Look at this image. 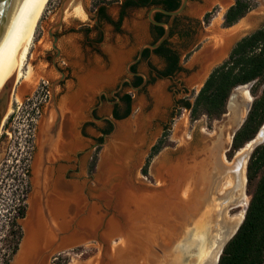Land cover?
I'll list each match as a JSON object with an SVG mask.
<instances>
[{
    "label": "rangeland",
    "instance_id": "374dc122",
    "mask_svg": "<svg viewBox=\"0 0 264 264\" xmlns=\"http://www.w3.org/2000/svg\"><path fill=\"white\" fill-rule=\"evenodd\" d=\"M60 1L61 0H47L40 13L33 30L29 54L21 68V71L24 72L26 68L29 67L34 74L32 73L31 80L27 81L21 79L18 83L14 84L13 89L11 88L12 91L9 94V102L7 104L5 117L3 118L2 125L0 127V134L3 132L6 133L3 142H7L6 153H4V156L0 159V264H8L11 261L13 256L11 255V250L13 246L16 244L17 250L18 245L24 237L21 220L26 218L28 210L27 200L29 194L32 192V166L38 152V125L45 116L46 109H49L50 107V91L46 86L49 78L47 77L46 71L49 67L46 64L45 58L51 55L52 50L50 48V41L47 39L45 32L54 14L56 13ZM93 1L95 0H84L85 9L88 12L94 8ZM112 1L113 2H111V4L106 5V14L116 15L117 8L114 4L116 0ZM191 3L192 2H190V4H188L184 9V15L190 19L192 23L189 24L195 30V33H192L191 42L180 41L176 38V35H173L168 39L170 47L177 51L180 59L179 62L182 67V71L174 76V82L177 80L185 86L187 93L184 95V99H188L189 101L192 100V97L200 87V84L203 82L208 72L212 70L215 65L226 59L228 51L230 50L229 46H232L234 42L239 40L241 37L259 28L264 22V0H255L254 8L235 25L226 29L221 27L222 13L220 12V9L219 11L217 8L210 10L212 12V17L208 26H204L203 23H200L203 11H200V7L193 8ZM146 12L147 9L144 8L126 10L122 17L123 21L121 20L119 24V29L120 32H122L123 37L115 38L114 35L111 37V40H109L110 35L105 32V35L103 34L104 40L102 39V45H95L99 51V55L97 56H93L92 53L88 54L87 48L81 54L79 49V44L84 37H88L89 40L94 37L95 33L91 18L86 16L79 17L73 14H68L64 17L61 22V27L56 33H58L59 39L58 47L62 53L59 61V67L63 69L66 68L65 73L67 75V79L63 83L62 87L55 91V95H57L55 103L56 107L59 108V104L63 97L68 94V90L69 94L72 92L75 93L79 90L80 78L82 76L86 78L88 75L95 77L96 75H101L103 77L106 76L111 78L114 75L112 78L117 80L118 76L122 75L124 63L132 55V52L131 54L128 52L130 55L128 54L123 57L118 54L113 56L111 59L112 51L114 49L120 50V48H118V44L121 43L123 46L125 36H127L128 41L131 42L130 44L135 47L133 43L135 41L134 36L138 34L140 37L142 35L141 29L143 28L145 29L143 40H145L144 42L148 40V35H146L148 24L145 18ZM217 17L219 18L218 22H216ZM135 22H139L141 29H134ZM214 23H218L215 28L213 26ZM102 28L105 31L106 28H104V24H102ZM86 30L89 32L87 33ZM207 30L210 31L212 36L205 39L204 32ZM233 30L234 32L236 30L237 36L232 39V42L228 46L223 57H221L219 61L213 63V65L209 67L208 72L206 71V74L202 77V79L198 80L201 72V64H199V66L191 64L192 57L197 51L194 46L204 45L206 41H212L215 43V41L218 40L219 43L220 38H218V35L216 34V36L215 33L227 34L232 33ZM110 42H113V45H110ZM199 42H202V44H199ZM187 53H189V57L184 60V55ZM117 59L120 63L119 66L115 68ZM150 61L156 68L160 67L159 61L154 57H151ZM142 67V64L138 66L139 69H142ZM113 69H115L118 73L117 75H115L116 72H113ZM39 71H41V74H39ZM50 72L51 76L54 77L56 75L52 70ZM105 80L108 81L109 79L105 78ZM114 80L112 85L116 83ZM72 82L74 83L73 89L71 88L73 85ZM104 83H106V81L99 83L93 92L87 93V96L81 97L85 103V107L83 108L84 111L82 110L83 118L81 120V122L84 121V124L82 126L81 134H79V125L81 122L77 125L76 131L82 145L62 156L52 159L51 161L53 164L47 165L51 172V182H55V186H58L59 190L63 193H67V195H78L81 194V191H83L92 197L98 195L102 191L107 192L102 188L99 189L98 186L96 187L93 180H89L88 175H95L97 170L99 171L100 163L102 162V154L111 138L107 140L108 142L105 146L102 145L93 147V145L97 143L96 139L100 137L98 129L102 128L103 124L93 123L86 116V105L88 101H93L94 92H96L97 88ZM251 85L252 83H250L247 88H240L237 90L238 94L236 96V104H241L242 99L245 101L242 105H239L237 111L242 110L244 112L245 104L250 103V99H253V97L249 94V88ZM176 87L177 86L170 81L156 80L153 85L147 87V92L149 94L147 96V101L143 100L144 97L142 93L134 94V91L128 90V93L132 98L129 114L125 118L117 120L116 124L133 121L135 122V126L132 128V132L142 137V143L137 145L139 160L136 161L130 172L132 178L136 181H142L148 185H156L157 180L155 181L156 177L152 172V166L159 157L162 159L165 156L163 160H165L166 164L169 166L172 162V164H174L177 159H181L182 157L183 159L185 158L190 160L192 157L202 154L203 151L200 152V149L204 146H209V143L206 141L215 135V127L224 122V120L226 121V119L227 121L224 122L221 140L214 146L216 147L221 145V141L227 138V133L229 135L231 126L228 120L232 117L233 113H229L227 118L225 116L227 110L220 119L208 122L206 118L202 116L195 121H190L188 111L179 108L172 121L163 132H161L160 127L151 125L152 118L161 119L163 112L169 105L171 94L170 90H173ZM262 87H264V84L259 88L257 95ZM126 90L127 89H125V91ZM153 90L155 92H153ZM245 93H247L248 96ZM243 94H245V96ZM181 97V95L174 96L175 99H179ZM49 110L53 109L50 107ZM109 110L110 108L105 106L96 112V116L98 117L102 114L109 115ZM60 112L62 115L63 112ZM181 121L183 122V125L180 127V130H178L179 132H176V127L179 123H181ZM164 134L166 135L167 145L162 147L158 153L148 161L147 175H141L140 169L148 159L150 148L157 140L162 139ZM225 145L227 144H224V146ZM81 146L82 148H88V151L83 154V156H80L81 163L78 171L76 173H67V168H71L72 170L75 169L76 159L74 158V153ZM226 147H224V149ZM197 151L199 152L196 153L197 155L195 156L194 152ZM201 157L202 156L198 158V161L201 160ZM231 159L226 160L228 162H232ZM92 160H94V166L92 170H89V165ZM51 161H49V163ZM157 164L155 166H157ZM207 167H209V165ZM65 174L70 177H78V179L65 180L63 179ZM227 176L228 175L223 177L219 184H221ZM87 179L89 181H87ZM199 190L200 193L203 191V185L199 187ZM244 195L246 196L247 202L248 196L245 191ZM21 205L23 207V211L22 217L19 218L16 216V213L17 207ZM237 210L239 209L232 208L229 212L234 213ZM98 255L99 250L97 249L96 243L88 241L70 249H65L64 251L53 254V256L49 259L48 264H92L91 262Z\"/></svg>",
    "mask_w": 264,
    "mask_h": 264
},
{
    "label": "bare ground",
    "instance_id": "6f19581e",
    "mask_svg": "<svg viewBox=\"0 0 264 264\" xmlns=\"http://www.w3.org/2000/svg\"><path fill=\"white\" fill-rule=\"evenodd\" d=\"M46 2L47 0H43L19 50L14 72L15 84L21 79L28 81L32 78L33 72L29 67L24 72L21 71V68L29 54L33 30ZM83 4L84 0H77L71 9H68L71 6V2H69L67 8H65L62 20L68 14L79 17L85 16L81 9ZM218 21L219 18L217 17L216 22ZM217 25L218 23H214V28ZM230 34L232 37H230ZM235 36L236 30L235 32L233 30L232 33L218 35L220 42L218 43L217 40L218 47H216L215 51L196 61V65L199 66L201 64V72L198 80L202 79L213 63L223 57ZM119 63L120 61L117 59L115 68L119 66ZM113 72H116L115 69H113ZM39 74H41V71H39ZM105 78L110 79V77H103L101 75H96V77L88 75L86 78L82 76L80 78L79 90L75 93L67 94L61 100L59 108L56 107L59 113V119L55 128L52 129L55 113L53 110H49L50 107L38 125V152L32 166V192L29 194L27 200L28 210L26 218L21 220L24 237L19 244L17 255L11 264H43V249H48L52 245V240L56 235L54 232L69 229L71 221L77 217V209L80 206L81 197L76 194L67 195V193L59 190L58 186H55V182H51L50 168L44 165V162L62 156L81 145V140L76 131L77 125L82 120V110L85 107L81 97L87 96L88 92H93L99 83L107 81ZM240 88L246 87H236L234 89L236 96L238 94L237 90ZM245 94L247 95V93ZM245 94L243 95L245 96ZM244 102V99H242V103L239 105H242ZM239 105L236 104L235 100L234 107L230 112L233 115L228 121L232 131L229 130V135L227 133V138L224 139L227 145L230 143L231 134L244 117L242 110L237 111ZM60 111L63 112L62 115ZM182 125L183 122L181 121L176 127V132H179L178 130H180ZM134 126L135 122L133 121L116 124V133L113 134L114 136L112 135L113 138L112 136L110 137L111 140L109 142L107 141L108 144L106 142L107 146L102 154V162L100 163L98 174L95 175L94 180L99 189L102 188L107 192L102 191L98 195L108 204L109 196H112L116 206H119V203H121L119 209L116 210L120 214L121 212H126L123 209L124 207L129 211H132V207H134L132 217H130L131 215L129 217L127 216L132 226L136 224L135 222L138 218H146L147 221H154V217L163 218V216L165 217L166 215L168 217L171 214H175V219H183L185 215L198 218L203 216L206 208H213L214 210L210 216L211 222L209 224L208 242L203 253L205 258L202 264H214L220 249L219 242L221 237L224 234H232L243 218V211L247 204L246 196L244 195V164L247 155L257 144V139L254 138L248 142L235 153L232 162H228L223 156L224 142L217 147L214 146L215 144L213 147H210L211 142L221 139L224 128L223 124L219 138L215 141L212 139H209V142L206 141L209 143V146H204L207 148H201L200 152H203L199 156H196V153L199 152L197 151L194 152L196 157H192L190 160L183 159L182 157L181 159H177L174 164L172 162V165L170 164L169 166L163 160L165 156L162 159L160 158L157 166H154L152 171L158 184H161L162 187L156 199L155 195L130 187V172L136 161L139 160L137 145L142 143V137L132 132ZM200 156H202L201 160L198 161ZM215 159L217 166L214 162ZM208 165L209 167H207ZM234 170H239L238 176L233 174ZM212 174L213 179L210 182L212 186L209 185L210 197L206 200L202 197V192L200 193L199 187L204 185L207 179L209 180L211 178ZM226 175L228 176L220 185L217 195L216 189ZM215 177H219V179L215 180ZM142 197L148 199L147 203L138 202V205H131V200L134 198L137 200ZM174 201H180L178 204L179 208L175 206ZM232 208L239 210L234 213L229 212ZM135 210L139 211V214ZM86 213V216L76 220L75 227L71 230L73 236L77 234L76 228L83 227L82 225H84L93 229L99 223L100 216L97 214L96 208L90 207ZM141 221L142 219L138 220L139 227L143 226V223H140ZM197 221L199 222V219ZM119 226L117 219L110 218L104 231L107 233V237L114 234L117 231L116 228ZM146 227L147 229H151L150 224H147ZM66 239L68 237L62 240V244L66 242ZM127 242L126 244H132L130 245V249H127L126 244L122 241L119 242L120 248L116 250L114 245L117 243L111 244L110 253H105L104 251L105 261H101L100 264H136L144 256L145 258L147 257L146 255H142L147 250L144 249V246L140 245L141 242L133 237H128ZM98 258L97 256L91 263L98 264L96 262Z\"/></svg>",
    "mask_w": 264,
    "mask_h": 264
},
{
    "label": "water",
    "instance_id": "95a60500",
    "mask_svg": "<svg viewBox=\"0 0 264 264\" xmlns=\"http://www.w3.org/2000/svg\"><path fill=\"white\" fill-rule=\"evenodd\" d=\"M75 1L77 0H72V1L71 0H61L60 1L58 8L56 10V13L54 14L45 32L47 39L50 41V48L55 53L54 56H52L51 58L50 66L53 69V71H55V73L59 76L57 79L50 82L49 106L53 109L55 113V119L52 124V129L55 128V126L57 125L58 119H59V113H58V110L55 104V93H54L55 85L59 81L63 80L64 78V74L55 65V62L57 58L59 57V50L56 46L57 38L55 36V33L61 26L63 14L65 12V8H67V4L71 2V6L68 7V9L69 8L71 9V7L75 4ZM178 1H179V4L177 8L172 11H167L160 7H151L147 10L146 12L147 22L154 26L161 27L163 32L160 35V37L157 38L153 43H144L138 47L136 59L128 61L124 65V71L126 74L132 75V73L128 70V67L129 65L137 61L143 49H148L151 52L152 50L156 49L164 40H166L169 35L168 24L153 20L152 18L153 13L158 12L165 16L176 17L183 11L187 3V0H178ZM42 2L43 0H0V127L2 125L3 118L5 117L7 104L9 102V94L11 93L13 86L15 84L14 72H15V65H16V60H17L19 50L26 38V35L33 23V20ZM81 9L86 17L95 18L94 13L88 12L85 9L84 4L81 7ZM93 23L95 24V20H93ZM216 34L223 35L226 33H220V34L216 33ZM211 36L212 34H210V31L207 30L204 32L205 39H208ZM216 47H217V41H215V43L212 41H206L205 44L202 45L193 55L191 64L196 65V61L199 58L205 57L206 55L211 54L212 52L215 51ZM217 65H215L214 67H216ZM210 71L208 72V74L210 73ZM123 80L128 81L126 78H124ZM249 84H245L241 86H245L247 88ZM237 87H240V86H237ZM235 88H233V90L229 94L227 102H226V110H227V113L225 114L226 117L232 111L234 107V102L236 100V93L234 90ZM130 90L136 91L137 88L130 87ZM251 100L252 99H250V103H251ZM250 103L247 107L245 116L243 117L241 123L237 126V128L231 134V139L234 133L239 129V127L243 123L246 117V114L249 110ZM47 110L48 108L46 109V111ZM103 118L110 122L112 128L110 132L103 134L101 138V142L95 143L93 147L105 145L107 140L110 139V137L115 133L117 120H112L111 118L107 116ZM224 122H222L221 124L215 127V130H214L215 135L213 137H210L213 141L219 138L220 130ZM254 138L257 139V144L251 149V151L246 157V161L244 164V178H245L246 163L248 161V158L252 150L256 146L264 142V121L262 122L257 133L252 139ZM231 139H230V143L227 145V147L223 151V156H224V153L228 151L230 148ZM6 145H7V142L2 141L0 143V159L4 156ZM233 157L234 155L232 156V158ZM159 158L156 160V162L153 164L152 167H154L158 163ZM49 164H53L52 161L50 163L49 161L44 162V165L46 166ZM95 175H88L89 180L92 179L94 183H95V180H94ZM130 177H131L130 187L137 188L144 192H148L152 195H155L156 199L158 198V194L162 187H161V184H158V181H156V179H155L156 185H148V184L143 183L142 181L134 180L131 175ZM89 180L87 179V181ZM245 181L246 180L244 179V191H245ZM78 195L81 197V202H80L79 208L77 209L78 210L77 215H76L77 217L71 221L69 225V229L67 228V229H64L63 231L59 230L58 232H54L56 235H55V238L52 240V245L48 249H43V255H44L43 264H48V261L53 256V254L64 251L65 249H70L72 247H75L77 245L83 244L88 241H93L96 243L97 249L99 250V255H98L99 258L97 259L96 262L100 264L101 261L103 260L105 261L104 251L105 253L106 252L110 253L111 244L113 245V243H117L116 245H114L115 250H116L120 248V245H119L120 241H122L124 244L128 243L127 242L128 237H133L134 239H137L139 242H141L140 245L144 246V249L147 250L144 254H142V255H146L147 257L145 258L144 256L139 262H136V264H202L205 258L203 256V253L206 249V244L208 242L209 224L211 222L210 216L214 210L213 208H210V207L206 208L203 212V216L198 217V218L197 217L192 218L190 216L185 215L183 219H179V218L175 219L174 218L175 214L173 215L171 214L168 217H166L165 215V217L163 216V218L154 217V221H151V220L147 221L146 218H138V220L142 219L140 223H143V226L139 227L138 226L139 223L137 220L135 222L136 224L133 225L134 226L133 227L132 225H130L131 223H129L130 220L127 219V216L129 217L131 215L130 217H132V213L134 212V207H132V211L131 210L129 211L127 210L126 207H124L123 209L126 212H121L120 214L118 213V211L116 212V210L119 209V206L121 203H119V206H116L112 196H109L110 198H109V201H108L109 204H108L107 202L103 201L102 198H100L101 196L99 195L90 197L89 194H86L83 191H81V194H78ZM131 201H132L131 205L134 206V204L138 205L139 204L138 202L147 203L148 199L146 197L145 198L142 197L137 200H135L134 198ZM174 203H175V206L178 207V204L180 203V201L179 202L174 201ZM90 207L96 208L97 214L100 216L99 223L93 229L89 228L88 226L82 225L83 227L76 228L77 234L76 236H73L71 234V230L74 229L76 220H79L80 217H84ZM135 212H138L139 214V211L135 210ZM244 212H245V209L243 211V215H244ZM110 218L117 219L118 226L119 225L120 226L116 228L117 231L114 234H112L110 237H107V233L104 231L106 229V224L110 220ZM198 219H199V222L197 221ZM179 221H182V222H179ZM147 224H150L151 229H147L146 227ZM237 228L232 234L230 233L224 234L223 237H221L220 242H219L220 249L216 256V260L214 264H217L223 247L231 239V237L235 234ZM66 237H68L69 240L66 239V242L62 244L63 242L62 240ZM130 245L132 244H126L125 246L127 249H130ZM18 249H19V245H18L17 250L12 256L11 261L8 264H11V262L14 260V257L17 255Z\"/></svg>",
    "mask_w": 264,
    "mask_h": 264
},
{
    "label": "trees",
    "instance_id": "16d2710c",
    "mask_svg": "<svg viewBox=\"0 0 264 264\" xmlns=\"http://www.w3.org/2000/svg\"><path fill=\"white\" fill-rule=\"evenodd\" d=\"M112 0H95L97 3L111 4ZM139 6H161L164 10L172 11L177 8V0H127L122 7ZM255 6V0H233L222 15L221 27L226 29L235 25ZM123 11L119 12L117 21L114 23L116 30L122 20ZM161 14L153 16V20L159 21ZM212 17V12L203 15L204 26H208ZM156 29L157 35L150 42L153 43L160 37L162 28ZM87 32V30H86ZM169 35L156 49L151 52L164 56L169 64L170 70L175 68L177 62V51L168 44ZM144 55L149 50L144 49ZM179 56V55H178ZM189 57V53L184 55V60ZM169 73V70H168ZM252 83L249 94L253 97L246 117L234 133L229 150L225 153L227 160L232 155L243 148L257 133L264 121V87L257 92L264 84V22L251 33L241 37L231 47L227 57L219 65L214 67L204 79L201 87L189 101L185 99L181 102L180 109L188 111L190 121L205 117L208 122L218 120L226 111V102L233 88ZM193 94V93H192ZM126 103H129V95H126ZM129 109L121 115L113 114L114 120H121L128 116ZM111 125L103 132H110ZM101 142V137L96 139ZM166 135L150 148L148 159L140 169L143 176L147 175L148 161L154 157L158 151L166 146ZM232 160V159H231ZM94 160L89 165L92 170ZM245 193L248 196L247 205L243 219L235 234L225 244L219 256L217 264H263L264 262V142L256 146L246 163L245 167ZM23 207H17V217H22ZM16 251V244L11 250V255Z\"/></svg>",
    "mask_w": 264,
    "mask_h": 264
},
{
    "label": "flooded vegetation",
    "instance_id": "af4514ba",
    "mask_svg": "<svg viewBox=\"0 0 264 264\" xmlns=\"http://www.w3.org/2000/svg\"><path fill=\"white\" fill-rule=\"evenodd\" d=\"M126 1L127 0H116L114 2L118 5V13H117V17H116L115 21L112 20L106 14L104 3H97L94 6V8L90 12L94 13V15H95V18H91L92 22H93V20H95V24L93 23V30H94L95 34H94L93 39L89 40L88 37H84V39L81 41V43L79 44V49H80L81 54L87 48L88 54L92 53L93 56L99 55V51L95 47V45H98L102 42V39H103L102 24L109 25L111 27L112 31L116 32L118 29L116 30L114 23L117 21L119 12L121 10L123 11V15H124L126 10H135V9H143V8L148 10L151 7L162 8L161 6H150V7L129 6V7L123 8L122 5ZM133 1L136 2L137 0H133ZM192 1L193 0H187V4L192 2ZM178 4H179V1H178ZM185 7H186V5H185ZM184 9L176 17L165 16L161 13L155 12V13H153L152 18L156 14L163 15V17H160L158 22H164V23L168 24L169 32L172 33L169 36V38L172 37L173 35H176V38L180 41H183V42H189L190 41L191 42L192 33L194 34L195 30L189 24V23H192L190 21V19L184 15ZM205 13H207V12H205ZM205 13L202 14L200 23H203L202 17ZM145 18H146V16H145ZM60 27H59V29H60ZM154 27L161 28V27L149 24V23L147 24V30L146 31H147V35H148V40L146 41V43H150L156 37L157 32H156V29ZM88 32L89 31L87 30V33ZM55 36L57 38L56 46L59 50V57L57 58L55 65L64 74V78H63V80L59 81L55 85L54 91H56L58 88H61L63 83L67 79V75L65 73L66 68L63 69V68L59 67V64H60L59 61L61 59L62 53H61L60 48L58 47V33H55ZM199 44H202V42H199ZM201 46L202 45H199V46L197 45V46H194V48L196 50H198ZM137 51H138V49L129 57V59L124 63V65L128 61L136 59ZM143 51H144V49L141 51L140 56L137 59V61L135 63L129 65V67H128V70L132 73V75L126 74L124 71V68H123V73H122V75H120L118 77V79L116 80V83H114V85H112L110 87H107V86L98 87L96 92H94L93 101L92 102L88 101V103L86 105L87 106L86 116L88 117V119H90L93 123L103 124V127L98 129V132H99V135L101 138H102L103 132L108 128V125H111L110 122L108 120L104 119L103 117L107 116V117L111 118L112 120H114L113 119L114 113L117 115H121L127 109H129V111H130V106H131V101H132V98L128 93L129 92L128 90H130V87L137 88V90L134 91V94L142 93L143 97H144L143 100L147 101V96L149 95L147 92V87L153 85L156 80H158V81H163V80L164 81H170V82L174 83V85L177 86L175 89L170 90L171 94H170L169 105L166 107L165 111L163 112L161 119L152 118L151 125H153V126L156 125L157 127H160L161 132H163L168 127V124H170V122L172 121L173 117L175 116L176 111L180 108L181 102L183 100H185L184 95H186L187 89L179 81L176 80V82H174V76L182 71V67H181V64L179 62L180 61L179 56L177 55L178 59H177V62H175V65H174L175 68L170 70L171 67L169 68V64L166 61V58L164 56H160V55L155 54V53L150 52V51L146 55H144ZM54 54L55 53L52 51L51 55L47 56L45 58L46 64L49 67V69L46 71L47 77H49L48 81L46 83L47 84L46 86L48 87L49 91H50V82L59 77L55 73V71H53V69L50 66L51 58H52V56H54ZM151 57H154L155 59H157L159 61V63H160L159 68H156L155 66L152 65V63L150 61ZM222 61H224V60H222ZM140 64H142V66H143L142 69L138 68V66ZM51 70L53 71L54 74H56L54 77L51 76V72H50ZM168 70H169V73H168ZM143 76L145 79L143 78ZM124 78H126L128 81L123 80ZM73 87H74V83L71 86V88L73 89ZM125 89H127V90L125 91ZM49 94H50V92H49ZM56 94H58V93H56ZM68 94H69V90H68ZM126 95L130 96L128 105L126 103V98H125ZM175 95H181L182 97L179 99H175L174 98ZM56 96L57 95H55V103H56ZM90 103H91V105H90ZM83 104L85 105L84 101H83ZM248 105H249V103L245 104L246 107L244 106V116H245ZM105 106H108L110 108L109 115L102 114V115L97 117L96 112ZM83 124H84V121H82L79 125V134H81V132H82ZM231 131H232V128H231ZM5 134L6 133H4V132L2 134H0V143L4 140ZM185 137H186V135H185ZM220 140L221 139H219L215 142H211V147H213L214 144H218ZM223 142H224V140L221 141L222 144H223ZM224 144H225V142H224ZM223 147H226V145ZM87 151H88V148H82V146L76 150V152L74 153V158L76 159L75 169L72 170L71 168H67L66 169L67 173H69V172L76 173L78 171L80 163H81L80 156H83V154H85ZM5 153H6V150H5ZM214 162L216 164V159L214 160ZM216 166H217V164H216ZM238 173H239V170L233 171V174H235L237 176H238ZM63 179L75 180V179H78V177H75V176L70 177V176H67L65 174ZM212 179H213V174L211 175V178H209V180L207 179V182H205V184L203 185V191L204 192L202 191L201 194H202V197H204V199H206V200H208L210 197L209 185H210V182L212 181ZM218 179H219V177H215V180H218ZM221 184H219V186L217 187L216 193H217ZM210 186H212V185H210ZM217 195H218V193H217Z\"/></svg>",
    "mask_w": 264,
    "mask_h": 264
},
{
    "label": "crops",
    "instance_id": "0c3cea01",
    "mask_svg": "<svg viewBox=\"0 0 264 264\" xmlns=\"http://www.w3.org/2000/svg\"><path fill=\"white\" fill-rule=\"evenodd\" d=\"M232 3H233V0H193L192 1V7L193 8H197V7H200L199 9H200V11L202 10L203 11V13H205V12H208V11H210L211 9H213V8H217L218 9V11H219V9H220V12L222 13V15H223V13H224V11L229 7V6H231L232 5ZM115 5H116V8H117V12H116V15H113V14H108L107 13V15L112 19V20H114L115 21V19H116V17H117V13H118V5L116 4V3H114ZM188 4H190V3H188ZM187 3H186V6L188 5ZM222 7H223V9H222ZM106 8H107V6L105 5V12H106ZM209 9V10H208ZM135 10H137V9H135ZM123 19V18H122ZM123 21V20H122ZM147 21V20H146ZM221 22H222V16H221ZM122 24V23H121ZM119 27L120 26H118V30L116 31V32H113L112 31V29H111V27L109 26V25H107V24H104V28H106L105 29V31H104V29H103V34L105 35V32L106 33H108L109 35H110V38H109V40H111V37L112 36H114L115 35V38L116 37H118V38H121V37H123V35H122V32H120V29H119ZM122 27V26H121ZM232 27V26H231ZM141 29V27H140V25H139V22H135V25H134V29ZM230 28V27H229ZM121 30H122V28H121ZM142 30V35L139 37L138 36V34H136L134 37H135V41L133 42L134 43V45H135V47H133L130 43V41H128V39H127V36H125V38H124V44H123V46L121 45V43L120 44H118V48H120V50H116V49H114L113 51H112V54H111V59H112V57L113 56H115V55H118V54H120V56H125V55H128L129 53L131 54V52H132V54L138 49V47L140 46V45H142V44H144V43H146V42H144L145 40H143V37H144V34H145V29L143 28V29H141ZM146 35H147V31H146ZM237 36V35H236ZM235 36V37H236ZM230 37H232V35L230 34ZM103 40H104V38H103ZM102 40V41H103ZM120 42H121V39H120ZM232 42V41H231ZM230 42V43H231ZM113 42H110L109 44L110 45H113L112 44ZM116 43V42H115ZM235 43V42H234ZM58 44H59V39H58ZM100 45H102V42L100 43ZM230 45V44H229ZM133 47V48H132ZM218 47V46H217ZM231 48V46H229V49ZM122 50H124V51H122ZM132 50V51H131ZM129 52V53H128ZM129 54V55H130ZM127 57V56H126ZM124 68V67H123ZM118 73L116 72V74L115 75H117ZM114 76V75H113ZM112 76V77H113ZM110 78L108 81H106V83H104V84H102V85H100V86H109V85H112L113 83V78ZM119 77V76H118ZM197 77V76H196ZM195 77V78H196ZM117 79V78H116ZM114 81H116V80H114ZM204 81V80H203ZM201 85V84H200ZM99 86V87H100ZM153 92H155L154 90H153Z\"/></svg>",
    "mask_w": 264,
    "mask_h": 264
}]
</instances>
